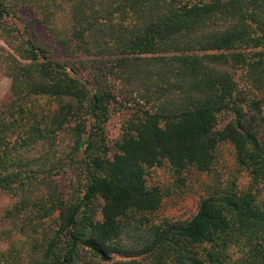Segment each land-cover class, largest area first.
Instances as JSON below:
<instances>
[{"label":"trees","instance_id":"trees-1","mask_svg":"<svg viewBox=\"0 0 264 264\" xmlns=\"http://www.w3.org/2000/svg\"><path fill=\"white\" fill-rule=\"evenodd\" d=\"M0 39V264H264V0H0ZM165 164L213 176L188 219Z\"/></svg>","mask_w":264,"mask_h":264},{"label":"rangeland","instance_id":"rangeland-1","mask_svg":"<svg viewBox=\"0 0 264 264\" xmlns=\"http://www.w3.org/2000/svg\"><path fill=\"white\" fill-rule=\"evenodd\" d=\"M41 40L46 39V30L44 26L41 25L37 29ZM6 45L0 39V100L3 99L9 89L10 81L8 76L4 73L2 68V59L6 54ZM52 57L54 59L64 60L66 57L62 55L60 52H52ZM79 74L83 77L88 75L84 72H79ZM114 117V125L108 127V136L109 138H113L118 133L117 121L121 117V113H118L113 116ZM224 120V117L220 119ZM220 150H222L221 161L222 165H226V168L223 169L222 174L224 176H228L229 172L235 169L234 161L231 155V148L229 144H222ZM184 184H181L176 178L177 175L173 172V170L167 165H162L159 167H154L150 170L148 176V183L150 185H157L161 187L166 195L163 198V203L161 207L151 215V218L157 222L160 219L167 217L172 219H188L195 211L200 200L201 195L205 194L207 190V185L212 181V174H201L196 175L194 172L184 173ZM66 183L72 184L74 179L71 176L66 177ZM70 182H69V181ZM248 178L245 174L239 177V183L241 185L246 184ZM68 194L72 192V188H67ZM14 197L6 194L5 192L0 191V210L4 207L8 206ZM90 261L89 264H96V260L94 258H88ZM115 261L125 260L119 256L114 257Z\"/></svg>","mask_w":264,"mask_h":264}]
</instances>
